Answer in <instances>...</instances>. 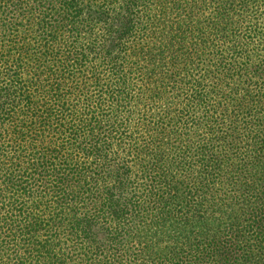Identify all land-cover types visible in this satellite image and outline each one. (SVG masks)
I'll use <instances>...</instances> for the list:
<instances>
[{
    "label": "trees",
    "instance_id": "16d2710c",
    "mask_svg": "<svg viewBox=\"0 0 264 264\" xmlns=\"http://www.w3.org/2000/svg\"><path fill=\"white\" fill-rule=\"evenodd\" d=\"M0 264H264V0H0Z\"/></svg>",
    "mask_w": 264,
    "mask_h": 264
}]
</instances>
